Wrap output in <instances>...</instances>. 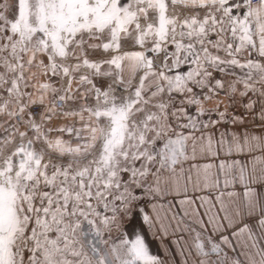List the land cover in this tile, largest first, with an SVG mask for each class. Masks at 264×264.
Returning <instances> with one entry per match:
<instances>
[{"label": "snow or ice", "instance_id": "snow-or-ice-1", "mask_svg": "<svg viewBox=\"0 0 264 264\" xmlns=\"http://www.w3.org/2000/svg\"><path fill=\"white\" fill-rule=\"evenodd\" d=\"M0 264H264V0H0Z\"/></svg>", "mask_w": 264, "mask_h": 264}, {"label": "crops", "instance_id": "crops-1", "mask_svg": "<svg viewBox=\"0 0 264 264\" xmlns=\"http://www.w3.org/2000/svg\"><path fill=\"white\" fill-rule=\"evenodd\" d=\"M149 242L151 248L154 252L158 251L162 247H164L165 252H167V241H162L159 237H149Z\"/></svg>", "mask_w": 264, "mask_h": 264}]
</instances>
